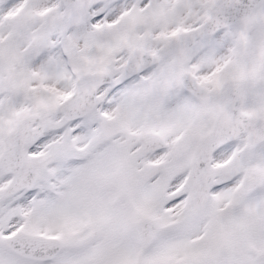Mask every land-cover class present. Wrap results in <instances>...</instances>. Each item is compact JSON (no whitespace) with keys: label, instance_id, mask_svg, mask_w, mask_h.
I'll return each mask as SVG.
<instances>
[{"label":"snow or ice","instance_id":"obj_1","mask_svg":"<svg viewBox=\"0 0 264 264\" xmlns=\"http://www.w3.org/2000/svg\"><path fill=\"white\" fill-rule=\"evenodd\" d=\"M0 264H264V0H0Z\"/></svg>","mask_w":264,"mask_h":264}]
</instances>
